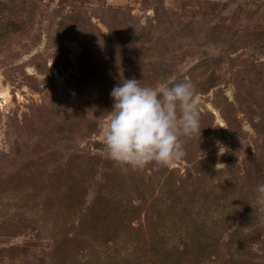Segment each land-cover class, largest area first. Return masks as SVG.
<instances>
[{"label":"rangeland","instance_id":"374dc122","mask_svg":"<svg viewBox=\"0 0 264 264\" xmlns=\"http://www.w3.org/2000/svg\"><path fill=\"white\" fill-rule=\"evenodd\" d=\"M190 81L169 166L104 154L110 92ZM0 264H264V0H0Z\"/></svg>","mask_w":264,"mask_h":264},{"label":"clouds","instance_id":"9594fccd","mask_svg":"<svg viewBox=\"0 0 264 264\" xmlns=\"http://www.w3.org/2000/svg\"><path fill=\"white\" fill-rule=\"evenodd\" d=\"M112 110L102 131L104 154L126 166H169L185 155L182 137L199 135L201 114L190 81L156 87L124 79L110 92ZM264 192V185L259 187Z\"/></svg>","mask_w":264,"mask_h":264},{"label":"bare ground","instance_id":"6f19581e","mask_svg":"<svg viewBox=\"0 0 264 264\" xmlns=\"http://www.w3.org/2000/svg\"><path fill=\"white\" fill-rule=\"evenodd\" d=\"M0 95L7 97L8 93H7V91H4L2 93L0 92Z\"/></svg>","mask_w":264,"mask_h":264}]
</instances>
